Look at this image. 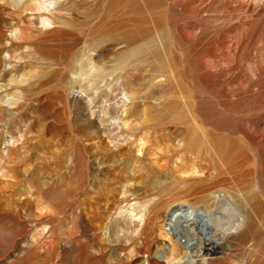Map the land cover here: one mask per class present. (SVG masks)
<instances>
[{
	"label": "rangeland",
	"instance_id": "obj_1",
	"mask_svg": "<svg viewBox=\"0 0 264 264\" xmlns=\"http://www.w3.org/2000/svg\"><path fill=\"white\" fill-rule=\"evenodd\" d=\"M222 195L210 264H264V0H0V264H144Z\"/></svg>",
	"mask_w": 264,
	"mask_h": 264
},
{
	"label": "bare ground",
	"instance_id": "obj_2",
	"mask_svg": "<svg viewBox=\"0 0 264 264\" xmlns=\"http://www.w3.org/2000/svg\"><path fill=\"white\" fill-rule=\"evenodd\" d=\"M82 134V133H81ZM246 219L226 195L220 196L211 211L182 209L172 216L170 231L165 233L169 248L158 247L148 264H210L230 238L240 233ZM208 234H205L206 231ZM144 233V230L142 231ZM154 233H148L149 235ZM152 235V236H153ZM146 262L144 264H146Z\"/></svg>",
	"mask_w": 264,
	"mask_h": 264
}]
</instances>
